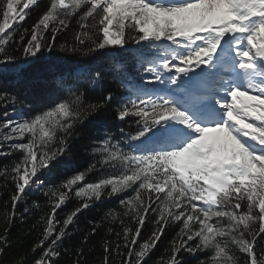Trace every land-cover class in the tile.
I'll return each mask as SVG.
<instances>
[{"label":"snow or ice","instance_id":"1","mask_svg":"<svg viewBox=\"0 0 264 264\" xmlns=\"http://www.w3.org/2000/svg\"><path fill=\"white\" fill-rule=\"evenodd\" d=\"M40 4L0 0V79L23 80L28 65L12 54L17 46L35 62L68 31L73 43L61 50L101 53L110 62L59 76L56 95L32 116L15 109L16 96L0 92V108L13 106L0 122V156L22 154L0 169L16 189L5 219L10 226L18 203L34 189H43L51 205L41 217L33 264H58L74 218L128 190L132 195L120 200L122 210L105 216L121 228L108 229L115 239L104 243L103 264H148L172 223L180 225L178 239L160 264H187L185 253L198 264H264V0H50L25 43V10ZM131 43L140 47H127ZM110 49L130 52L132 70ZM108 73L127 93L119 98L117 118L134 123L135 131L121 128V140L106 135L92 149L96 163L48 187L43 177L57 164L71 167L78 127L116 103L105 86ZM96 91L102 102L87 99ZM97 165L110 174L87 182ZM72 196L80 205L57 220L56 210ZM150 216L156 227L142 239ZM8 247L7 235L0 237V256ZM205 252L203 259L197 255ZM82 256L81 248L77 264Z\"/></svg>","mask_w":264,"mask_h":264},{"label":"trees","instance_id":"2","mask_svg":"<svg viewBox=\"0 0 264 264\" xmlns=\"http://www.w3.org/2000/svg\"><path fill=\"white\" fill-rule=\"evenodd\" d=\"M49 3L50 0H41L40 7L25 10L30 12L29 16L22 22L23 28L28 29V34L25 35V43L30 38L32 27L47 10ZM13 27H15V24ZM50 35V33L46 34V38L50 39ZM18 37L19 34H17V39ZM65 43L69 46L73 43L71 31L58 34L54 50L52 52L45 51L43 57L35 62L26 60L18 50L19 46L13 49L12 54L18 57V63L26 64L28 67L24 72L23 80L18 83L15 82L12 76L0 79V92H7L16 96L19 102L15 105V109L25 116L35 115L48 106V100L56 95L55 81L62 74L94 65L109 67L110 57L103 56L101 53L85 57L80 54L66 52L60 48V45ZM127 47L139 48L140 45L131 43ZM109 51H118L117 59L126 61L129 71L132 70L134 61L130 52L126 53L123 49H110ZM112 75V73H108L109 78L105 81V86L112 91L116 103H112L104 112L92 116L78 127L76 136L71 141L69 153L71 167L65 166L67 161L64 164H57L50 174L43 177L44 183L48 187H53L69 176L77 172H83L90 165L96 163L98 157L92 149L96 146V142L104 140L106 135L110 134L114 140H121V128L124 129L125 133L135 131L136 125L134 123H125L117 118L115 109L118 106L119 98L127 93L125 89L118 86L116 80L112 79ZM87 99L94 103L103 101L99 91L88 92ZM0 103L3 102L0 101ZM12 109L11 104H8L6 108H0V122L3 120V112L6 110L12 111ZM2 131L6 132L7 129ZM4 143L7 144L8 142ZM21 155L20 152H13L8 156H0V169L4 166H11L21 158ZM109 174V171L97 165L94 170L87 173L86 181L95 182ZM15 191L13 181L0 176V237L7 235L9 244L4 255L0 256V261H2V264H33L35 256L32 249L42 239L44 230L41 217L46 216L51 211V205L43 189H34L28 193L23 202L18 203L15 220L9 226L5 219V213H11V196ZM130 195H132V191L128 190L118 196L104 198L99 202L92 203L91 207L83 209L74 218L73 225H69V235L62 242L58 264H77V251L81 248L83 249V256L79 257V264H103L104 243L106 240L115 239L114 235L109 234L108 229L112 228L114 231H120L121 228L118 222L112 223L110 219H105V216L110 209L121 211L120 200ZM80 203V199L72 196L56 210L57 220L62 222ZM26 209L27 211H25ZM154 218V216H150L146 220L142 229V239H147L154 231L156 225L151 222ZM124 219L126 223L129 222L128 218ZM94 224L99 225L95 235H88ZM131 226L135 227L134 224ZM6 228L8 229L7 233H5ZM179 231L180 225L176 223L170 224L165 229L160 242L148 259V264H160V258H166L170 254L172 241L178 239L177 234ZM85 236H88L87 243L83 242ZM40 251L41 249L37 248L36 255ZM183 255L187 264H198L195 257L186 253ZM197 255L203 259L208 253H197Z\"/></svg>","mask_w":264,"mask_h":264},{"label":"rangeland","instance_id":"3","mask_svg":"<svg viewBox=\"0 0 264 264\" xmlns=\"http://www.w3.org/2000/svg\"><path fill=\"white\" fill-rule=\"evenodd\" d=\"M13 142H18V141H13Z\"/></svg>","mask_w":264,"mask_h":264}]
</instances>
